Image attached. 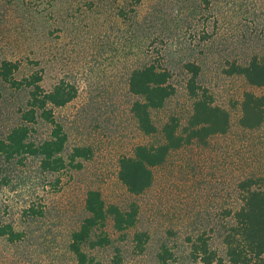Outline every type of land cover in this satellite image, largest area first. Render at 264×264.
<instances>
[{"label": "rangeland", "instance_id": "rangeland-1", "mask_svg": "<svg viewBox=\"0 0 264 264\" xmlns=\"http://www.w3.org/2000/svg\"><path fill=\"white\" fill-rule=\"evenodd\" d=\"M137 1L0 0V60L20 63L18 79L41 74L46 91L60 81L74 85L77 97L54 109L68 136L65 155L77 147L92 152L81 169L61 173H44L36 156L3 160L0 228L10 225L19 237L0 234V264H78L70 244L88 216L89 190L100 191L108 205L140 208L138 226L126 237L110 223L112 244L86 248L99 261L109 263L120 248L122 264H156L166 245L172 264H202L192 243L205 234L230 264L223 239L233 220L226 212L241 205L238 182L264 174V125L242 130L240 104L245 92L261 95L264 87L226 70L234 61L264 57V0ZM160 59L174 71L176 94L153 112L159 127L172 117L183 123L189 117L193 100L183 66L193 60L201 67L200 84L230 112L232 129L206 148L173 152L154 170L153 186L134 196L118 178L119 161L154 138L139 130L132 114L137 97L129 79L135 68ZM28 96L29 89L2 86L0 139L22 123ZM29 127L36 143L50 137L42 119ZM136 231L148 235L144 252L135 247Z\"/></svg>", "mask_w": 264, "mask_h": 264}, {"label": "trees", "instance_id": "trees-1", "mask_svg": "<svg viewBox=\"0 0 264 264\" xmlns=\"http://www.w3.org/2000/svg\"><path fill=\"white\" fill-rule=\"evenodd\" d=\"M137 2L140 3V0ZM183 67L188 74L186 90L193 100L191 113L185 123L172 117L161 127L155 123L153 112L165 108L175 96L176 87L172 83L174 71L160 59L131 72L129 89L137 97L131 107L132 114L139 130L145 136L154 138L149 144L136 146L131 155H125L119 161L118 178L134 196L143 195L153 186L154 170L165 165L173 152L195 145L206 148L214 137L227 135L232 129L230 112L215 104L213 95L200 84V64L190 60ZM19 70L20 63L0 60V100L3 85L13 89H29L26 108L21 111L22 123L13 128L5 139H0V183L3 160L10 162L17 157H39L44 173H61L67 168L81 169L82 161L90 160L92 152L89 148L77 147L71 154L65 155L68 136L54 111L70 104L78 95L77 88L60 81L51 91H46L41 85V74L33 73L18 79L16 75ZM226 71L228 75L243 77L252 87H264V57L253 56L247 63L234 61ZM240 106L239 127L242 130L255 131L264 125V94L245 92ZM39 119L50 125L51 134L48 139L36 143L31 140L29 126ZM237 189L241 205L236 210L226 212V216L233 220L226 228L223 239L227 260L230 264H264V174L242 179ZM85 210L88 216L72 234L70 244V251L77 263L122 264L120 248H116L115 256L109 263L90 256L86 248L94 250L112 244L108 233L110 223L124 237L125 232L135 230L140 214L138 204L132 203L126 209L108 205L100 191L89 190ZM0 234L9 235L11 239L19 237L10 225L1 227ZM134 242L139 252H144L148 235L136 231ZM192 255L202 264H225V259L211 248L210 239L205 234L192 243ZM173 257V252L163 245L156 264H172Z\"/></svg>", "mask_w": 264, "mask_h": 264}]
</instances>
